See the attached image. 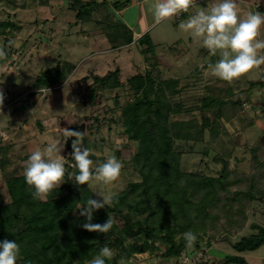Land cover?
I'll return each mask as SVG.
<instances>
[{"label": "rangeland", "instance_id": "374dc122", "mask_svg": "<svg viewBox=\"0 0 264 264\" xmlns=\"http://www.w3.org/2000/svg\"><path fill=\"white\" fill-rule=\"evenodd\" d=\"M3 1L0 23L13 21L16 11H4ZM46 19L48 24L36 29L35 22L41 25ZM17 20L23 22L22 27L16 22H9L13 26L8 28L0 24V49L7 52L6 58H0V91L4 94L0 105V208L11 203L8 187L13 179L24 177V161L36 148L60 147L68 171L72 151L66 147L65 129L84 124L85 134L77 140L91 149V158L102 161L114 154L124 165L121 178L112 185L118 202L110 207L121 212L111 215L117 230L100 241L101 246L107 244L114 250L108 264H120L121 257L128 264H224L227 255L236 253L234 243L257 233L258 226L264 227V64L233 82L221 81L208 67L219 57L173 21L156 29L140 46L104 56L102 52L112 48L113 42L100 33L85 37L76 13L66 7L54 12L26 8L17 13ZM36 30L52 39L29 38ZM56 68L62 72L54 83L35 86L38 77ZM107 77L110 84L105 86L101 79ZM148 100L154 110L172 106L168 129L180 171L221 181L211 189L206 215L198 207H182L191 216V228L197 235L192 247L185 246L180 229L189 220L154 214L158 201L175 197L183 203L187 194L182 188L176 191L171 181L154 180L133 188L143 178L131 123L136 119L138 124L149 123V117H154V110L149 113L151 107H134ZM226 168L240 180L231 182ZM75 186L65 178L52 199L43 201L65 199L68 189ZM96 188L95 183L87 186L92 193ZM84 194L88 193L83 191L69 206L74 217L79 216L75 208ZM164 219L168 223L162 225ZM138 224L155 226L154 238L136 235ZM164 235H169L168 240ZM118 240H123L124 247ZM145 243V251L133 249H143ZM245 257L250 264H264V246Z\"/></svg>", "mask_w": 264, "mask_h": 264}, {"label": "trees", "instance_id": "16d2710c", "mask_svg": "<svg viewBox=\"0 0 264 264\" xmlns=\"http://www.w3.org/2000/svg\"><path fill=\"white\" fill-rule=\"evenodd\" d=\"M90 6V4L84 5L80 3L79 0L74 1L73 8H76L75 13L78 20H89L92 13V7ZM0 24L7 28L13 26L9 22ZM108 25L111 26L112 23ZM114 28L116 32L117 28ZM147 39H143L140 44H143ZM120 40L121 43H119V46L132 42V38H126L125 40L120 38ZM52 70L44 72L41 77L37 78L35 82L37 88L48 83L51 85L54 83V77L59 76L60 74H57L62 72V69L56 68V70ZM48 72L50 73L48 74ZM117 77L118 74H114V80L118 84ZM138 80L141 83L143 77H139ZM151 81L153 82V80ZM101 82L103 85L108 86L110 84V78H103ZM148 102L147 104L142 103V105L140 104L134 107L136 110L141 109V107L149 108L152 106V102ZM211 103L209 101L207 103L209 105L207 106H210ZM162 108L163 106H158L155 110L154 107L149 109V113H152L154 110L152 113L154 117H149V123L140 122L138 124L139 119L131 123V128H135L134 140L137 141L140 149V153H138L136 159L137 162L142 164L140 175L143 178V183H134L133 188L136 189L149 180H154V183L161 181L169 183L171 181L172 185L173 183L176 185V191L177 188L181 187V191L186 193L188 198L183 195L185 200L180 199L183 203H180V201L179 203L176 202L175 197L164 203L158 201L154 214L158 215V213L163 212L171 214L175 218L180 216L183 219L189 220L180 225L181 232H187L188 230L194 232L195 228H191L193 227V220L188 211L185 208L182 210V207L195 206L200 210H204L205 212H203L206 215L208 210V204L206 203L210 198L211 189L215 188L217 184H221V181L206 175L180 171V163L175 158L176 154L173 153L172 137L169 135V117L172 106L171 108L167 107L168 109L166 107L165 109ZM164 110H166V114H164ZM162 160L165 161L163 162ZM147 170L148 172H146ZM156 170L159 173L155 177ZM68 171H73L70 165L68 166ZM224 172L228 175V178H232L231 182L240 180L238 176H230L233 173L229 168H226ZM65 178L67 183L71 181L70 176L66 175ZM8 189L11 196V203L8 206L0 208V241L4 239H16L20 244L22 254L17 264H86V258L94 256L101 246L100 241L102 237L117 230L115 223L113 229L107 234L88 232L80 226L84 222V218L80 216L74 217L69 206L71 202L79 199L83 191L84 193H88L84 194V199H87L93 194L91 191H88L86 185L68 189L69 192L65 199H60L52 203L34 200L30 188L24 181V177L13 179ZM51 196L52 194L49 197L50 199H52ZM55 199L57 200V198ZM199 209L198 212L201 214L202 210L199 211ZM113 213L120 214L121 212L120 210L116 211L114 207L110 206L109 208L100 209L94 214L92 222L103 224L109 215L111 216ZM9 221H13L15 224L10 223L8 226L7 223ZM165 223H168V220L164 219L161 221L162 225H165ZM19 224L22 225L21 229H18ZM138 225L139 229L136 235L145 233L147 237L154 238L155 226L148 225L145 228L143 225ZM187 226L188 228H186ZM257 230L258 232L251 237L242 238L233 244L232 247L236 253L227 255L224 264H250L245 254L256 252L264 246V227L258 226ZM163 238L164 240H168L169 235H164ZM119 246L124 247L123 240L119 241ZM147 246L148 243H145L143 249L135 246L133 249L137 248L145 251Z\"/></svg>", "mask_w": 264, "mask_h": 264}, {"label": "clouds", "instance_id": "9594fccd", "mask_svg": "<svg viewBox=\"0 0 264 264\" xmlns=\"http://www.w3.org/2000/svg\"><path fill=\"white\" fill-rule=\"evenodd\" d=\"M149 8L156 24L188 14L178 28L199 41L211 55L219 57L208 67L210 74L221 81L233 82L264 64V39L260 38L264 30V12L260 10L242 11L238 0H209L205 7L198 6L197 0H151ZM6 56L7 52L0 49V58ZM3 102L4 94L0 91V105ZM65 133L69 137L81 135L68 128ZM61 150L55 144H48L33 150L24 161V181L32 192V198L47 200L65 183L66 175L78 187L87 185L89 189L95 183L94 193L87 199L82 198L75 210L84 218L80 225L84 230L109 233L114 226L110 215L103 224L92 221L98 210L118 202V194L112 185L121 178L122 161L114 154L95 161L91 158V149L74 140L70 154L73 171L69 172ZM182 235L186 247H192L197 241V235L191 230ZM21 254V246L16 239L0 241V264H17ZM113 255L114 250L105 244L94 256L86 258V264H108ZM120 264H128L127 258L121 257Z\"/></svg>", "mask_w": 264, "mask_h": 264}, {"label": "crops", "instance_id": "0c3cea01", "mask_svg": "<svg viewBox=\"0 0 264 264\" xmlns=\"http://www.w3.org/2000/svg\"><path fill=\"white\" fill-rule=\"evenodd\" d=\"M1 1V0H0ZM76 0H4V11L11 12V10L16 11L13 16V21L10 19L6 22H16V26H21L23 23L21 20H17V13L19 14L21 10L26 8L30 9H40L50 10L54 12L55 10L60 11L63 8H67L72 12H75L76 8H73V3ZM80 3L84 5L90 4L92 7V13L89 20H78V24L84 29L85 37L95 36V34L105 35L109 41L113 42V47L108 48L102 52L105 56L109 53L119 54L122 50L131 49L135 46H140V43L145 38H150L154 31L166 22H175L176 26L179 25L180 21L187 18L188 14H182L179 17L170 19L160 24H156L153 20L152 13L150 11L149 5L151 0H79ZM209 0H204L202 2H197L198 6L205 7ZM240 8L242 11L248 10H260L264 12V0H238ZM6 4V6H5ZM18 11V12H17ZM191 11H194L191 10ZM46 12V11H44ZM36 29L41 26H46L48 20L46 19L41 25H39V20L36 22ZM109 26L108 24H111ZM108 25V26H107ZM117 28L115 32V28ZM31 28V27H30ZM86 28V29H85ZM34 32V35L30 34L29 38L38 39V42H44L43 39H48L51 37L48 35L46 38L41 36V32ZM92 33V34H91ZM126 38H132L130 44L120 45L121 40ZM261 39H264V30H262ZM28 36L26 37V40ZM36 39V40H37ZM52 39V37H51ZM49 40V39H48ZM25 41V40H24ZM23 41V42H24ZM29 42L28 40L26 41ZM24 42V43H26ZM49 43V42H48ZM50 43H53L50 41ZM139 50V48H138ZM59 69V68H58Z\"/></svg>", "mask_w": 264, "mask_h": 264}, {"label": "water", "instance_id": "95a60500", "mask_svg": "<svg viewBox=\"0 0 264 264\" xmlns=\"http://www.w3.org/2000/svg\"><path fill=\"white\" fill-rule=\"evenodd\" d=\"M85 128L86 127H85L84 124L70 127V129H72L74 131H77V132H80L82 136L85 134ZM78 138H79V136H74V137H69L67 139L66 147H67L68 150L72 151V143H73L74 140H77Z\"/></svg>", "mask_w": 264, "mask_h": 264}, {"label": "built area", "instance_id": "2783aa9c", "mask_svg": "<svg viewBox=\"0 0 264 264\" xmlns=\"http://www.w3.org/2000/svg\"><path fill=\"white\" fill-rule=\"evenodd\" d=\"M202 1H204V0H197V2H202Z\"/></svg>", "mask_w": 264, "mask_h": 264}]
</instances>
